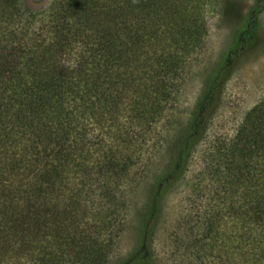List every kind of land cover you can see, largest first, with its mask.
<instances>
[{
	"label": "trees",
	"instance_id": "obj_1",
	"mask_svg": "<svg viewBox=\"0 0 264 264\" xmlns=\"http://www.w3.org/2000/svg\"><path fill=\"white\" fill-rule=\"evenodd\" d=\"M193 1L54 0L44 25L20 0H0V264L107 261L207 34ZM263 7L250 10L202 90L123 264L150 259L162 201L237 61L258 42ZM215 151L209 173L219 181L197 212V242L205 243L196 261L264 264V99Z\"/></svg>",
	"mask_w": 264,
	"mask_h": 264
},
{
	"label": "rangeland",
	"instance_id": "obj_2",
	"mask_svg": "<svg viewBox=\"0 0 264 264\" xmlns=\"http://www.w3.org/2000/svg\"><path fill=\"white\" fill-rule=\"evenodd\" d=\"M20 2L21 10L36 14L44 25L48 24L50 6L54 0ZM258 4L264 5V0L192 2L193 18H201L206 24L203 46L197 51L196 62L180 92L172 113V125L163 135V142L147 172L136 180L130 191L126 209L122 212V224L116 227L117 232L104 264H123L139 245L142 207L151 187L167 172L175 145L188 132V124L202 90L223 55L234 45L235 37L244 27L250 10ZM258 20V42L237 61L210 116L204 138L194 148L183 175L168 189L162 201L160 219L152 234L150 259L145 263L131 264H199L196 255L205 242H197L200 227L195 221L197 212L208 201L211 188L219 181L218 175L209 173V169L217 163L215 148L231 140L245 114L264 99V7ZM43 23L38 21L33 27L35 31L38 32ZM211 260L208 258L204 262L217 264L216 260Z\"/></svg>",
	"mask_w": 264,
	"mask_h": 264
}]
</instances>
